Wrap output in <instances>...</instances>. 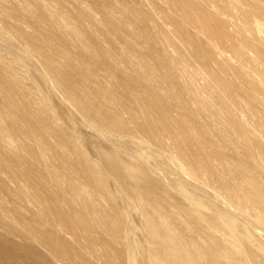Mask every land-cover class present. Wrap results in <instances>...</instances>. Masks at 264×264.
Listing matches in <instances>:
<instances>
[{"label": "rangeland", "instance_id": "rangeland-1", "mask_svg": "<svg viewBox=\"0 0 264 264\" xmlns=\"http://www.w3.org/2000/svg\"><path fill=\"white\" fill-rule=\"evenodd\" d=\"M0 264H264V0H0Z\"/></svg>", "mask_w": 264, "mask_h": 264}, {"label": "bare ground", "instance_id": "bare-ground-1", "mask_svg": "<svg viewBox=\"0 0 264 264\" xmlns=\"http://www.w3.org/2000/svg\"><path fill=\"white\" fill-rule=\"evenodd\" d=\"M118 139V138H117ZM190 177V176H189ZM185 179V178H184ZM183 191V190H182ZM180 193H181V191H180ZM185 196V195H184ZM183 211V210H182ZM190 211V210H189ZM152 216V215H151ZM154 216V215H153ZM214 226V225H213ZM196 247V246H195Z\"/></svg>", "mask_w": 264, "mask_h": 264}]
</instances>
